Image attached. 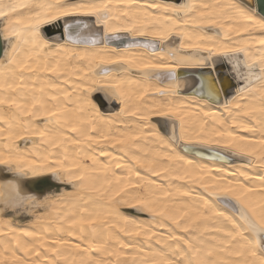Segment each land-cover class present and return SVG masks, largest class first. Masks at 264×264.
Masks as SVG:
<instances>
[{"label": "bare ground", "instance_id": "6f19581e", "mask_svg": "<svg viewBox=\"0 0 264 264\" xmlns=\"http://www.w3.org/2000/svg\"><path fill=\"white\" fill-rule=\"evenodd\" d=\"M232 2L179 0L193 9L166 13L176 0H0V11L8 13L0 17L7 54L0 55V157L16 161L0 164V264H151L159 257L241 264L260 258L258 248L256 258L235 254L246 253L241 245L249 242L225 234L227 222L212 215L221 206L200 186L243 185L255 190L247 194L251 202L264 203L260 151L245 155L223 147L232 136L243 138L239 144L248 150L260 149L252 142L264 139V26L260 15L225 19ZM102 5L109 8L107 25L102 14L99 23L76 15L36 27L65 7ZM201 13L223 27L183 25ZM125 28L132 30L112 31ZM169 29L165 41L154 35ZM237 48L247 56H226L238 62L239 75L219 55ZM41 167L60 169L64 179L50 172L33 177L30 169ZM16 188L35 202L6 206ZM9 210L30 219H13ZM86 220L95 223H81ZM113 250L119 258L108 255Z\"/></svg>", "mask_w": 264, "mask_h": 264}, {"label": "snow or ice", "instance_id": "6c2138e0", "mask_svg": "<svg viewBox=\"0 0 264 264\" xmlns=\"http://www.w3.org/2000/svg\"><path fill=\"white\" fill-rule=\"evenodd\" d=\"M150 7L153 8H159L160 6L158 4H152ZM203 7H207V5H204ZM228 9L231 10V14L226 13L224 18L228 20L235 19L237 17H242L246 20H254L257 15L261 16L260 23L262 26H264V0H233L232 3H230L228 6ZM193 9L192 4H180L179 0H176V5L171 8H165L164 11L167 13L169 11L174 13H187ZM15 7L10 8V11H15ZM108 12L109 8L108 5H102L99 7L93 6L90 8H68L65 7L61 11L56 13H48V15L51 16V20H38L36 27L39 26L41 23H51L60 17H67V16H76V15H82V16H95L97 18V23L101 22V16L103 14V22L105 25H107L108 20ZM8 13L4 11H0V17L6 16ZM124 15H127V13H124ZM208 15L210 16L211 13H201L200 17H195L191 20L185 19L183 21V25H193V26H203L207 24L208 26H220L223 27V24L216 19H210V20H204L202 19L203 16ZM176 26V25H174ZM70 27V25L68 26ZM85 27H87L85 25ZM132 29L125 28V29H112L113 32L118 31H126L130 32ZM65 31H67V27L65 28ZM18 32H13V35H18ZM107 34V33H106ZM139 34L141 36L146 35L144 31H140ZM177 35L183 36V32L176 33ZM154 35L158 36V38L161 41H165L169 38L170 35H172L171 29L167 31L157 32L154 33ZM93 43H95V40H93ZM259 43L261 45H264V39L260 40ZM153 48H155V45H152ZM183 47V45H181ZM208 51H212L211 49H208ZM228 51H244L245 56H247V52L244 49H228L227 51L219 53L221 56H226ZM0 55H7L6 53L0 51ZM106 63H118V61L115 60H108L104 61ZM144 67L146 68H158L162 67V65L158 64H145ZM247 67L251 68L252 65H247ZM232 70L236 74H240V69L238 65H233ZM261 72L264 73V62H262L261 66ZM5 101L0 100V104L4 103ZM161 115H166L167 113H160ZM52 115H55V113H52ZM245 131H248V129H244ZM70 131H77L76 128H71ZM217 135H222L221 133H217ZM243 138L232 136L228 140L223 142V147L225 148H233L240 154L245 155H253L257 151H260V158L262 161H264V139H261L259 141H253V144L260 145V149L252 148L250 150L244 149L240 146L239 141H241ZM120 143H123V141H119ZM203 143H208V141H203ZM16 163V161L12 160L11 158H3L0 157V164H12ZM55 163V162H53ZM78 166V165H77ZM121 165L117 164L116 167H120ZM21 173L24 175H28V171L25 170L23 167L18 169ZM31 175L33 177L44 175L47 172H50L53 176H55L58 180H63L64 177L61 176L60 169H57L55 167H49V168H31ZM64 171H69L70 169H63ZM203 171V170H201ZM84 177L77 176L76 179H83ZM194 179L202 180V177H194ZM130 187H136V185H128ZM200 186L204 188L205 192L209 197L215 198L216 202L221 206L222 210H213L212 215L214 217L222 218L224 221L227 222L229 228L225 232L227 236L231 237V240L236 241L238 238L240 240H247L249 243L247 245H241V247H247V252H236L235 254L238 256H251L253 258L257 257V251L256 249H259L260 252V258L258 260L254 259L252 261H243L241 264H264V203L254 204L250 201V199L247 197V194L250 192L255 191L252 188L244 187L243 185H240L239 187H233L231 186V183H229L228 186H221V185H211L207 183L201 182ZM261 191H264L262 189ZM187 194V193H185ZM224 199H221V198ZM264 199V197H262ZM36 200L33 196L23 195L21 189L16 188L14 190V194L11 197V200L7 202L6 206L11 207H17L22 206L25 201L28 203H34ZM234 201V203H233ZM143 203V202H142ZM129 207L132 208H138L140 211L146 210L145 207H141L139 204L136 203H128ZM151 211L152 209H147ZM227 213V214H226ZM155 215L159 216H165L164 211H158L154 213ZM169 220H172L174 223H178L179 218L174 216H167L166 217ZM81 223H87L92 224L95 223V220H86L81 221ZM182 231L187 232L188 228L183 227L181 229ZM214 231H220L221 229H213ZM132 234V233H129ZM135 235H139V232H135ZM155 235V233H153ZM172 240H180L181 237L179 236H171L169 237ZM52 244L57 243H66V241H57L52 240ZM183 243L187 246L188 249L193 250L194 252H199V249H194L193 244L191 240H184ZM223 243V241H222ZM73 247L79 249V245H73ZM120 247H124V245H120ZM84 251H87V249H83ZM224 248H221L220 251H224ZM46 251H52L55 253L56 249H46ZM34 255L36 257H41L40 251H35ZM109 256H116L119 258V252L116 250H113L111 252H108ZM208 255H211V252L208 253ZM16 260H19V257L14 256L13 257ZM36 264H39V261L36 262ZM99 264V262H98ZM151 264H179V258L176 261H173L171 259L165 258V257H159V258H153L151 261ZM184 264H193V262L189 259L184 262ZM201 264H216L215 261H202Z\"/></svg>", "mask_w": 264, "mask_h": 264}, {"label": "rangeland", "instance_id": "374dc122", "mask_svg": "<svg viewBox=\"0 0 264 264\" xmlns=\"http://www.w3.org/2000/svg\"><path fill=\"white\" fill-rule=\"evenodd\" d=\"M226 58H229V60H230V62L232 63V66L235 64V65H238L239 66V64H238V62L236 61V60H234V58L233 57H229V56H226ZM239 69H240V67H239ZM12 211V210H11ZM8 212V211H7ZM9 214H11V216L10 215H8V216H10V217H12L13 219H19V220H22V222H25V221H27V219L29 220L30 219V217H23V215H22V213H20V212H16V213H14V211H12V212H10V210H9V212H8ZM13 213V214H12ZM18 214V215H17ZM21 216V217H20ZM24 216H28V215H24ZM24 219H23V218ZM22 218V219H21Z\"/></svg>", "mask_w": 264, "mask_h": 264}, {"label": "water", "instance_id": "95a60500", "mask_svg": "<svg viewBox=\"0 0 264 264\" xmlns=\"http://www.w3.org/2000/svg\"><path fill=\"white\" fill-rule=\"evenodd\" d=\"M0 51H1V45H0ZM221 87H222V89H223V88H224V85H222Z\"/></svg>", "mask_w": 264, "mask_h": 264}]
</instances>
